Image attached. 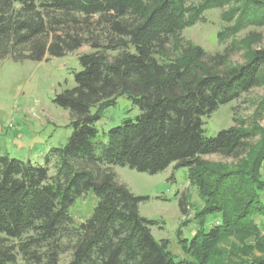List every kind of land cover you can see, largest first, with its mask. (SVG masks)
I'll list each match as a JSON object with an SVG mask.
<instances>
[{"label":"trees","instance_id":"obj_1","mask_svg":"<svg viewBox=\"0 0 264 264\" xmlns=\"http://www.w3.org/2000/svg\"><path fill=\"white\" fill-rule=\"evenodd\" d=\"M191 1L0 0V61L40 62L90 47L78 57L74 86L53 100L71 113L67 142L50 148L43 164L0 154V264H59L67 251L66 264H239L247 259L235 258L239 248L251 252L249 242L264 241L257 238L264 230V155L239 168L201 158L247 154L253 128L231 126L206 136L204 118L261 84L264 48L232 68L226 53L208 55L199 46L186 47L182 59L160 62L158 54L196 22ZM234 12L236 28L264 24V0H236ZM119 96L140 113L96 139L95 122ZM263 114L264 98L256 116ZM170 165L187 169L204 203L199 232L181 237L186 257L180 260L168 240L153 237L157 221L139 212L149 196L130 192L110 168L157 174ZM88 191L97 202L77 223L69 208ZM179 207L185 213L183 201ZM210 214L219 220L203 232ZM255 245L264 250V243ZM248 264H264V256Z\"/></svg>","mask_w":264,"mask_h":264},{"label":"rangeland","instance_id":"obj_2","mask_svg":"<svg viewBox=\"0 0 264 264\" xmlns=\"http://www.w3.org/2000/svg\"><path fill=\"white\" fill-rule=\"evenodd\" d=\"M205 0H193L189 3L191 14H195L196 22L189 25L172 40L165 52L158 54L160 62L182 59V52L188 46H199L208 55L226 53L227 67H236L250 59L253 50L264 48V24H248L236 28L234 7L236 0H225L221 7L202 8ZM90 51L88 45L60 57H50L40 62L24 60L15 62L7 57L0 61V154L43 164L44 154L52 147L63 146L73 132L70 124L72 116L69 110L54 103L55 95L74 86V72L81 69L78 57ZM262 82L251 88L239 98L219 106L208 117L204 118V134L213 136L220 129L231 126L253 128L254 137L250 140L247 154L240 157L220 154L204 155L201 158L214 165L228 168L248 166L253 157L264 155V114L256 116V112L264 98V66ZM97 107L92 106L93 113ZM140 113L126 96H119L113 103L102 109L101 117L95 122L96 139L104 140V133L109 128L119 125L125 119H135ZM264 165V164H263ZM118 182L135 195H147L149 199L139 203L142 216L154 219L157 223L151 226V233L158 241L168 240V249L175 260L186 257L181 246V237L190 240L199 232L201 224L197 213L203 207L196 185L187 177V169L168 166L157 174L139 172L129 167L111 166ZM54 169L50 167L49 173ZM264 180V171L260 172ZM185 203L186 211H180L179 202ZM97 198L92 191L78 197L69 208L70 215L79 223L90 216ZM219 216L210 214L202 228L207 232L216 224ZM260 237H264L261 230ZM227 240V239H225ZM251 252L239 248L236 257H246L239 264L264 256V250L255 245ZM224 240L221 245L224 244ZM241 244L239 240L235 243ZM70 259V251L60 256L59 264H66Z\"/></svg>","mask_w":264,"mask_h":264}]
</instances>
